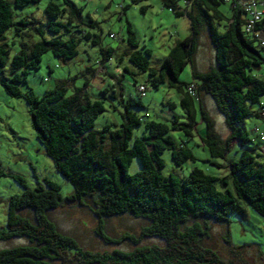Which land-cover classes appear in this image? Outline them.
<instances>
[{
    "label": "trees",
    "instance_id": "obj_1",
    "mask_svg": "<svg viewBox=\"0 0 264 264\" xmlns=\"http://www.w3.org/2000/svg\"><path fill=\"white\" fill-rule=\"evenodd\" d=\"M13 1L17 6H25L39 0ZM162 1L176 15L189 19L191 33L177 39L162 66L155 68L148 58L150 49L138 48L128 21V42L133 48L128 57L134 65L148 71L152 86L166 83L178 89L185 120L174 113L172 126L164 121H147L144 133L131 144L134 128L143 122L142 115L134 109L144 105L141 91L137 97L121 92L122 122L116 128L105 124L97 130L95 120L105 110V102L103 98H92L87 90L89 79L71 93L64 79L43 95L32 87L24 91L19 86L27 80L30 69L40 67L45 52L51 50L64 61L78 54L79 40L71 35L74 28L100 46V64L105 68L114 48L103 46L101 36L89 29L98 26V21L90 16L88 22L84 21L82 8L72 0H51L46 6L45 24L34 16L15 19L11 0H0V80L8 93L23 96L29 103L39 141L54 159L56 169L73 185L66 200L85 204L90 199L98 218L95 231L105 242L120 244L129 239L135 244L130 249L117 247L111 251L84 248L74 236L60 231L48 214L64 202L60 184L45 178V185L29 188L24 177L15 173L12 175L25 189L10 197L7 223L0 227V239L26 236L29 243L0 249V264H237L234 259H223L203 243L209 227L200 218L229 222L231 213H245L247 205L264 216L262 154L243 147L238 157L225 158L228 150L234 151L239 143L251 140L241 123L250 115L264 118V77L257 73L264 64V45L244 28L242 0H183V5L177 0ZM224 4H230V13ZM126 7L122 6L123 11ZM256 25V29L264 31V15ZM12 26L21 40L19 51L10 58L6 31ZM203 31L214 46L215 62L205 70L195 66L192 80L183 81L181 72L188 63L195 64ZM67 34L70 36L65 38ZM86 73L94 76L96 70L87 67ZM206 93L213 97L231 130L226 144L214 131V119L203 103ZM256 103L260 104L257 108L253 106ZM200 119L205 124L204 135L199 133ZM171 128L182 129L190 137L197 134L214 157L224 158L223 166L228 172L220 176L194 167L188 175H164L160 170L164 165L161 154L167 145H171L177 164L195 158L189 147L175 143L169 133ZM233 138L238 144L228 149L226 145ZM134 157L140 160L142 168L131 173L129 167ZM4 174L0 165V175ZM217 181L226 188H218ZM24 210L33 211L35 221ZM119 214L144 217L149 223L138 234L125 231L114 237L106 230V218ZM145 236H157L164 242L140 244Z\"/></svg>",
    "mask_w": 264,
    "mask_h": 264
},
{
    "label": "rangeland",
    "instance_id": "obj_2",
    "mask_svg": "<svg viewBox=\"0 0 264 264\" xmlns=\"http://www.w3.org/2000/svg\"><path fill=\"white\" fill-rule=\"evenodd\" d=\"M51 0H39L25 6H17L11 0L15 19L21 17H36L43 24L48 20L46 6ZM62 3L63 0H55ZM76 6L82 8V19L89 21V16L98 21V26L90 27L93 32L101 36V44L114 48L110 59L106 60L105 68L101 67L102 53L99 45H94L91 40L85 39L83 33L76 28L71 32L78 40V54L68 60L55 56L51 50L44 53L41 65L38 69H30L27 80L19 86L26 91L29 87L38 94L43 95L49 88L56 86L61 80H67L68 93L74 87L84 86L87 79V90L93 99L103 98L105 110L100 112L95 120V129L100 130L105 124L116 128L122 122L123 105L120 103L121 92L126 95L139 96L138 86L145 85V94L141 96L144 105L135 107L143 122L133 130L131 144L137 136H141L146 130V122L150 120L164 121L172 126L174 113L181 121L185 120V112L180 104L181 94L178 89L170 87L166 83L158 87L150 84L148 71H144L134 65L128 57V52L133 49L128 42V21L131 23L138 48L150 49L148 55L150 65L160 68L164 58L169 53L177 39L184 38L191 33L189 19L178 16L164 5L162 0H72ZM183 5V0H177ZM127 5L125 11L122 6ZM223 7L230 13V4ZM112 33L114 35H112ZM70 34L65 35L68 38ZM37 39V38H36ZM6 40L10 48V58L19 51L21 37L16 34L15 26L6 31ZM200 44L194 56L195 64L188 63L181 72L183 81L192 80V70L195 66L205 70L215 62L214 46L206 31L200 35ZM264 54V49L262 50ZM96 70L94 76L86 73V68ZM112 75H106V71ZM257 73L264 77V64L257 69ZM104 79V80H103ZM103 81L109 91L100 90ZM116 89V92L112 89ZM115 94L116 96H114ZM174 106H171V103ZM264 103V95L261 96ZM203 103L206 110L214 119V131L223 144L228 141L231 130L225 122L224 114L217 108L215 100L210 94H203ZM255 108L260 104L253 105ZM204 122L200 119L199 133L204 135ZM250 133L251 140L238 144L236 138L231 139L226 145L228 149L238 147L236 150H228L225 158L238 157L244 148L254 149L262 154L264 161L261 134H264V118L250 115L241 123ZM258 127L257 130L255 128ZM169 133L176 144H185L189 147L195 158L187 159L177 164L171 145H167L162 152L164 165L160 168L164 175L176 173L180 176L188 175L194 167H200L206 172L215 175H224L228 168L223 166L224 158L214 157L210 149L204 145L200 137H190L182 129L171 128ZM217 161L221 165L214 164ZM225 163V162H224ZM0 165L6 174L0 175V227L7 223V211L9 199L13 194L21 193L25 187L12 174H21L27 187L34 188L39 184L45 185V178L58 182L64 196V202L56 208L48 211L50 218L56 223L58 229L74 236L86 249L92 251H111L114 248L130 249L135 244L126 239L120 244L105 242L95 231L98 223L94 206L90 199L85 204L69 202L66 196L74 188L69 180L56 169L54 159L49 156L44 146L39 141L36 129L33 126L30 105L23 96H15L7 92L0 80ZM142 168L137 157L129 167L134 173ZM220 189L226 186L217 181ZM232 188L231 185L227 186ZM35 221L34 212L24 210ZM202 223L209 227V233L203 237L205 245L216 250L223 259H234L237 264H264V216L257 213L250 205H247L245 213L233 212L229 215V222H222L212 218H200ZM149 221L144 217H136L131 214H119L106 218L107 232L118 237L121 233L129 231L138 234L141 228ZM164 241L157 236H145L140 244H162ZM29 243L26 236L0 239V249Z\"/></svg>",
    "mask_w": 264,
    "mask_h": 264
},
{
    "label": "built area",
    "instance_id": "obj_3",
    "mask_svg": "<svg viewBox=\"0 0 264 264\" xmlns=\"http://www.w3.org/2000/svg\"><path fill=\"white\" fill-rule=\"evenodd\" d=\"M120 5L123 6L122 4ZM242 7L246 15V20L244 24L245 30L254 34V36L260 40V43L264 45V31L262 29H256L257 25H253V18L256 17V15L260 12H264V0H242ZM145 90L146 88L144 85L141 84L138 86V91H141L142 94H145ZM190 90H192V93L194 94L193 86H190ZM261 113L264 117V106L261 108ZM261 139L262 141H264L263 133L261 134ZM262 148L264 150V145Z\"/></svg>",
    "mask_w": 264,
    "mask_h": 264
},
{
    "label": "bare ground",
    "instance_id": "obj_4",
    "mask_svg": "<svg viewBox=\"0 0 264 264\" xmlns=\"http://www.w3.org/2000/svg\"><path fill=\"white\" fill-rule=\"evenodd\" d=\"M263 15H264V12H260L259 14H257L256 17L253 18V25H256V23L259 22L263 18Z\"/></svg>",
    "mask_w": 264,
    "mask_h": 264
},
{
    "label": "crops",
    "instance_id": "obj_5",
    "mask_svg": "<svg viewBox=\"0 0 264 264\" xmlns=\"http://www.w3.org/2000/svg\"><path fill=\"white\" fill-rule=\"evenodd\" d=\"M101 67H103V66H101ZM106 71V75L108 74V75H110L111 73H110V71H108V70H105ZM104 80V79H103ZM103 86H104V83H103V81L101 82V85L99 86V88H100V90L103 88Z\"/></svg>",
    "mask_w": 264,
    "mask_h": 264
}]
</instances>
